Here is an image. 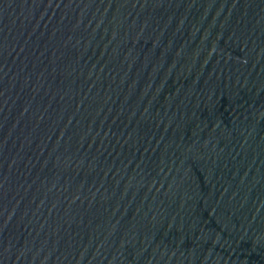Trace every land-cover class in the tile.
I'll use <instances>...</instances> for the list:
<instances>
[{
    "label": "water",
    "instance_id": "water-1",
    "mask_svg": "<svg viewBox=\"0 0 264 264\" xmlns=\"http://www.w3.org/2000/svg\"><path fill=\"white\" fill-rule=\"evenodd\" d=\"M0 264H264V0H0Z\"/></svg>",
    "mask_w": 264,
    "mask_h": 264
}]
</instances>
